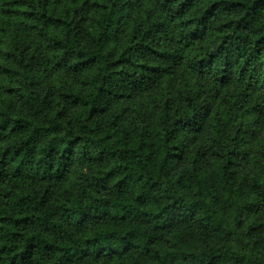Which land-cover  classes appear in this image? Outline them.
<instances>
[{
	"label": "trees",
	"instance_id": "trees-1",
	"mask_svg": "<svg viewBox=\"0 0 264 264\" xmlns=\"http://www.w3.org/2000/svg\"><path fill=\"white\" fill-rule=\"evenodd\" d=\"M61 1L0 0V35L11 36L0 56V264H264V158L249 183L235 178L247 136L217 154L215 181L195 165L173 173L189 133L215 125L222 137L243 111L263 116L264 0ZM52 72L82 77V91L44 94ZM161 81L177 84L161 89L154 125L95 120ZM72 107L85 113L77 126ZM78 165L97 168L62 194ZM180 224L194 231L174 233Z\"/></svg>",
	"mask_w": 264,
	"mask_h": 264
},
{
	"label": "rangeland",
	"instance_id": "rangeland-1",
	"mask_svg": "<svg viewBox=\"0 0 264 264\" xmlns=\"http://www.w3.org/2000/svg\"><path fill=\"white\" fill-rule=\"evenodd\" d=\"M68 1L69 0H62V7L65 6ZM94 1L95 0H90V4ZM89 10L91 16L96 14V9L94 7H90ZM90 25V22L85 23V27ZM10 38L11 36H9L8 39H3L0 35V56L1 49L5 50L7 47V44L2 46L3 40L8 43ZM45 79V85L43 87L44 94L47 93L49 86H52L54 87L53 97L56 100L61 99L59 97V89L64 84H71L75 90L82 91L83 89L82 77H67L62 72H52ZM175 82L176 81H161L155 90L148 93L136 94L131 100L115 104L110 108L108 113L95 120L98 121L101 126H106L107 123L112 120L113 116H119L122 124L128 127L130 131L133 130L135 122L138 120L146 121L147 124L154 125L159 102H161L164 97L161 89L172 83L176 86L177 83ZM217 91L222 95H227L230 105L235 103L233 97H235L237 93L232 88L222 86L221 88L217 87ZM16 108L23 110L26 109L18 102ZM244 108V110H246L248 105H244ZM68 115L74 122V125L77 126V121L80 117H83L85 113L81 108L72 107L69 109ZM236 119L238 122L235 132L231 129L230 133H224L222 137H220V132L217 131L218 128H216L215 125L211 128L209 127L207 131L196 140V135L193 136L189 133L191 141L184 145V159L175 162L173 173L176 176H184L195 165L201 176L209 181H215L219 177L218 167L220 164V159L217 154L226 153L237 147L235 145L232 147L229 146L232 144L231 140L233 139L234 134L241 132L247 137L244 143L242 141L238 144L239 149L237 147V150L240 152L248 151L247 154L249 155V158L247 161L244 158L237 160L238 166L235 168L237 177L235 176V178L236 180L243 179L249 183L254 175H259L256 173V166L258 165V162L264 158V114L261 116L259 114H254L253 112L243 111V113H240ZM96 168L97 165H90L88 167L83 165L76 166L73 175L70 176L68 182L62 187V194L79 193L81 187L86 184L85 176L96 171ZM60 194L61 193L58 195L61 196ZM62 197H64V195H62ZM192 231H194V227L190 226V224H180L174 230V233H180L184 236L186 232ZM260 236L264 238V230L261 232Z\"/></svg>",
	"mask_w": 264,
	"mask_h": 264
}]
</instances>
